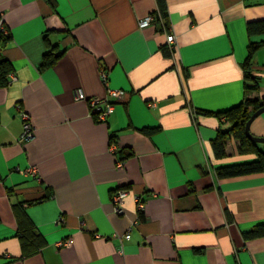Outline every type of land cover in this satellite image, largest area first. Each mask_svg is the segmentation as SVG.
Segmentation results:
<instances>
[{"label":"crops","instance_id":"crops-1","mask_svg":"<svg viewBox=\"0 0 264 264\" xmlns=\"http://www.w3.org/2000/svg\"><path fill=\"white\" fill-rule=\"evenodd\" d=\"M165 6L164 30L158 18L138 25L160 11L157 0H0L9 30L0 59L10 64L0 85V264H264V237L242 235L264 221V175L217 177L216 167L253 157L238 155L232 135L224 158L211 150L227 128L214 113L264 97V44L248 92L242 68L250 44L264 41L248 30L264 19V0ZM48 50L60 56L42 66ZM107 87L125 92L101 120L74 96ZM187 105L209 114L193 119ZM20 108L34 126L29 141ZM249 130L264 135V111ZM117 188L128 190L120 214ZM25 219L44 240L29 255L16 235Z\"/></svg>","mask_w":264,"mask_h":264},{"label":"trees","instance_id":"trees-1","mask_svg":"<svg viewBox=\"0 0 264 264\" xmlns=\"http://www.w3.org/2000/svg\"><path fill=\"white\" fill-rule=\"evenodd\" d=\"M157 4L162 17L165 16V0H157ZM248 30L254 32H264V19L250 21L248 23ZM0 36L2 35L0 34ZM0 41H4L3 38L0 39ZM263 44L264 41L250 44L248 48V56L242 63L245 83L244 92H248V90L256 88L258 86L257 76L254 75L251 68V56L253 55L254 51ZM166 54H168L167 49ZM59 56V52L48 50L44 54L42 66H51ZM9 71V62L5 59H0V85H5L7 83L6 74ZM261 105H264V97H245L241 103L231 106L223 111L214 113L218 118L220 116L223 117V120L227 123V128L225 130L218 129L217 134L211 140V150L213 156L217 159H222L226 156L224 145L225 139L228 135H232L237 140L238 155L253 156L250 160L233 162L216 167L215 171L218 178L234 177L252 173H262L264 175V143L255 142L250 139L246 135L244 129L245 122L248 119L249 115ZM194 112L195 115H199L201 113L209 114V112L198 110H194ZM142 130L145 132L150 131L144 128ZM21 205L22 203L18 204L16 207H18L19 211L23 213ZM16 235L20 241L21 246L24 247V250L22 252L25 255L34 253L40 246L44 244L42 236L35 229L33 224L30 223L29 219L24 220L23 225L18 228ZM242 235L245 240L264 237V221L255 223L249 229L243 231Z\"/></svg>","mask_w":264,"mask_h":264},{"label":"built area","instance_id":"built-area-1","mask_svg":"<svg viewBox=\"0 0 264 264\" xmlns=\"http://www.w3.org/2000/svg\"><path fill=\"white\" fill-rule=\"evenodd\" d=\"M157 18L159 19L161 26L164 27L163 18L160 14V11L159 12L154 11V13L151 12L147 14L145 17H143L142 19L138 21V25L141 27L146 26L150 23H154ZM165 29L166 27H164V30ZM0 34L2 35L9 34V30L4 25L1 15H0ZM174 40H175L174 34L171 31H168L166 34V42L168 44H171L174 42ZM100 77L103 83H106L107 75H106L105 70L103 69L100 70ZM124 92L125 91L120 88L107 87L106 95H104L103 97L85 98L83 92L80 89H76L74 92V96L76 99H87L92 113L97 119L101 120V119H104L108 114L112 113V111L114 110V102L116 100L121 99L124 96ZM187 106H188V109L190 110L192 118L195 119L194 110L189 105ZM19 113H20L21 120H22V131L20 133V138L24 141H29L34 137V126L32 122L30 121V116H29L28 111L20 108ZM118 166H120V163H118ZM28 171L35 172V167L34 166L29 167ZM127 193H128V190L124 188H117L116 191L113 193L111 203H112L113 211L115 213H118V214L123 213L122 201H123V198L127 195ZM134 200H135L136 207L138 208V210H142L144 207V202L137 195L134 196ZM129 230L130 228H128L126 232L124 233V236L127 238L130 236ZM68 243H69L68 239H65L62 241L61 240L58 241L57 245L62 246V245H67Z\"/></svg>","mask_w":264,"mask_h":264},{"label":"water","instance_id":"water-1","mask_svg":"<svg viewBox=\"0 0 264 264\" xmlns=\"http://www.w3.org/2000/svg\"><path fill=\"white\" fill-rule=\"evenodd\" d=\"M262 111H264V105H261L260 107H258L256 110H254L248 117V119L245 122V133L246 135L252 139L255 142H261L264 143V135H253L250 130H249V125L250 122L257 116L259 115Z\"/></svg>","mask_w":264,"mask_h":264}]
</instances>
